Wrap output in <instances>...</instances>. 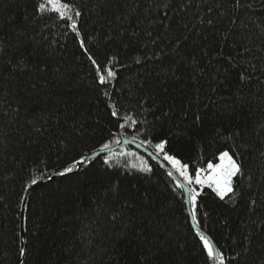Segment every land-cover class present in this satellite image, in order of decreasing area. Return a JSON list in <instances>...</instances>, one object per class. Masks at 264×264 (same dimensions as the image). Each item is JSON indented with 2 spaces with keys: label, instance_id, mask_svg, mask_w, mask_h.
Here are the masks:
<instances>
[{
  "label": "trees",
  "instance_id": "obj_1",
  "mask_svg": "<svg viewBox=\"0 0 264 264\" xmlns=\"http://www.w3.org/2000/svg\"><path fill=\"white\" fill-rule=\"evenodd\" d=\"M65 2L80 37L37 0H0V264H18L30 170L134 136L167 139L192 175L228 151L234 192L203 187L198 226L230 264H264V0ZM89 55L116 78L101 85ZM58 173L28 197L23 264H210L176 180L138 150Z\"/></svg>",
  "mask_w": 264,
  "mask_h": 264
},
{
  "label": "snow or ice",
  "instance_id": "obj_2",
  "mask_svg": "<svg viewBox=\"0 0 264 264\" xmlns=\"http://www.w3.org/2000/svg\"><path fill=\"white\" fill-rule=\"evenodd\" d=\"M237 5L239 4V0H236ZM36 12L40 15H44L47 13H56L58 17L62 20L67 22V26L71 29L72 32L76 33L77 37H80V33L78 30V18L82 15L79 10H76L73 5L65 0H37L36 4ZM211 11V9H209ZM208 23H212L211 20ZM80 47L87 52L85 48V40L83 38L79 39ZM88 59L91 61L92 65L95 68L96 77L98 82L101 85L108 84L111 80L116 78V72L113 70V67L105 66L103 70L101 66L97 64V61L91 56H88ZM139 62V61H137ZM115 59L109 58L108 65H114ZM244 77L242 76V79ZM113 117L118 116V111L113 110L111 112ZM124 123L120 124V128H124L126 125L131 124L135 125L137 123L136 120L132 119L129 116L122 117ZM199 120V117H196ZM133 142L136 141V137L132 138ZM111 143L120 144L121 141L119 139H115ZM111 143H104L97 155L100 153H104L106 150H110ZM168 144L167 139H160L159 142L154 143L152 140H144L141 141V147H144L147 151L148 149L152 148L154 151L151 153L153 158L166 161L168 164L171 165L176 172L179 173V176L184 178V182L177 180L176 188L181 189V198L183 199L185 196L187 198V203L192 205V214L191 219L197 221V212H198V197L201 195V192L197 190V188L192 187L191 185H198L203 187L207 185L208 187L212 188L215 193L223 200L229 193H233V177L237 176L241 173L240 165L236 162L232 155L229 154L228 151H222L219 154V163L213 164L211 162L208 163L206 169L196 168L195 177L189 175V165L186 163H182V161L177 158L176 155L171 154L169 151H166V146ZM122 156L124 155H135V153H121ZM86 157H81L79 160H73V162L67 166H65L62 170L59 171V175H67L72 173L79 167H82L86 161ZM112 159L111 154L109 156H105L104 163L109 164L110 160ZM142 163L139 166V170L141 172H151L152 168L148 165L147 161H144L143 157L139 158ZM43 164V162H41ZM131 167H137L135 164L131 165ZM204 173H209L208 175H203ZM168 175L170 177L173 176V172L169 171ZM50 179L51 177L47 175L41 165H37L35 169L30 170L29 173V180L25 183L24 188L28 190L35 185L41 183L44 179ZM23 202V200H22ZM255 201H253V204ZM206 215V213H205ZM196 234L199 238L200 243L202 244V249L206 253V260L210 262V264H230L229 257H226L224 252L219 250L216 243L213 239L205 234L203 230L199 227L196 229ZM20 256L27 255V248L21 247L19 249ZM137 264H154L153 260L143 258L137 261Z\"/></svg>",
  "mask_w": 264,
  "mask_h": 264
},
{
  "label": "water",
  "instance_id": "obj_3",
  "mask_svg": "<svg viewBox=\"0 0 264 264\" xmlns=\"http://www.w3.org/2000/svg\"><path fill=\"white\" fill-rule=\"evenodd\" d=\"M121 143L120 144H115L113 146H111L110 150H106L104 153H100L99 155H97L99 150H96L94 152H91L89 154H85L81 157H86V162L90 161L93 158H96L98 156H102V155H106L112 152H115L117 150H119L120 148L124 147V146H129L132 147L136 150H138L139 152H141L142 154H144L145 156H147L148 158H150L151 160L155 161L156 163H158L165 171L169 172L172 171L173 172V178L176 180H179L181 182H184L178 175L177 173L172 169V167L166 162V161H162V160H158L153 158V156L151 155V153L153 152L152 149H148L147 151L145 150L144 147H141V142L139 141H135L133 142L132 139L130 138H123L120 140ZM81 157H79L76 160H79ZM84 163V164H85ZM81 167L77 168L75 171H78ZM61 169H57L55 171H53L51 174H49L48 176H50V179H44L41 181V183H39L38 185L33 186L32 188L28 189L25 191L24 193V198H23V202H22V207H21V217H20V239H21V247H26V234H25V206L28 200L29 195L31 194V192H33L35 189L39 188L42 185L47 184L48 182H50L55 176L56 174L60 171ZM185 204H186V209L190 218V222H191V226L192 228L196 231L198 224L196 223V221L191 219V214H192V205L187 203V198L185 196ZM200 228V227H199ZM201 229V228H200ZM202 230V229H201ZM206 234V233H205ZM25 259V256H20L19 255V260H18V264H23Z\"/></svg>",
  "mask_w": 264,
  "mask_h": 264
},
{
  "label": "rangeland",
  "instance_id": "obj_4",
  "mask_svg": "<svg viewBox=\"0 0 264 264\" xmlns=\"http://www.w3.org/2000/svg\"><path fill=\"white\" fill-rule=\"evenodd\" d=\"M220 161L218 160L216 163H213V164H217V163H219ZM168 163V162H167ZM170 165V164H169ZM171 166V165H170ZM173 169V168H172ZM174 171H175V169H173ZM189 171V170H188ZM176 172V171H175ZM177 173V175L179 176V173L178 172H176ZM209 173H204L203 175H208ZM189 175H191V176H193V178L195 177V174L194 175H192L191 173H189ZM183 181H184V178L183 177H181V176H179ZM192 187H195V188H197V190H199V191H201L202 190V188L203 187H205V186H207V185H204L203 187H201V186H198V185H191Z\"/></svg>",
  "mask_w": 264,
  "mask_h": 264
}]
</instances>
